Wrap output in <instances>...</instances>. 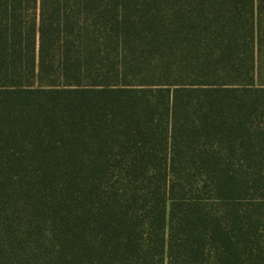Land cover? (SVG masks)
<instances>
[{"label": "trees", "instance_id": "16d2710c", "mask_svg": "<svg viewBox=\"0 0 264 264\" xmlns=\"http://www.w3.org/2000/svg\"><path fill=\"white\" fill-rule=\"evenodd\" d=\"M0 264H264V0H0Z\"/></svg>", "mask_w": 264, "mask_h": 264}]
</instances>
